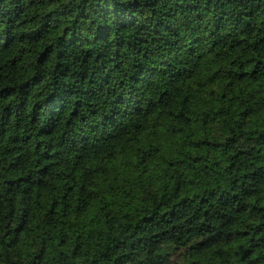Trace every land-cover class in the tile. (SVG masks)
I'll list each match as a JSON object with an SVG mask.
<instances>
[{
	"label": "trees",
	"instance_id": "trees-1",
	"mask_svg": "<svg viewBox=\"0 0 264 264\" xmlns=\"http://www.w3.org/2000/svg\"><path fill=\"white\" fill-rule=\"evenodd\" d=\"M0 264H264V0H0Z\"/></svg>",
	"mask_w": 264,
	"mask_h": 264
}]
</instances>
